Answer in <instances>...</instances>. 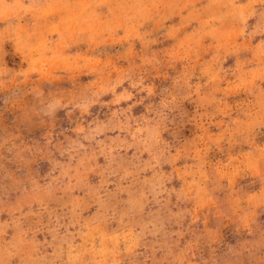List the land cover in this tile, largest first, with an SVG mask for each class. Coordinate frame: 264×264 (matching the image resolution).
<instances>
[{"label":"rangeland","instance_id":"rangeland-1","mask_svg":"<svg viewBox=\"0 0 264 264\" xmlns=\"http://www.w3.org/2000/svg\"><path fill=\"white\" fill-rule=\"evenodd\" d=\"M0 264H264V0H0Z\"/></svg>","mask_w":264,"mask_h":264}]
</instances>
